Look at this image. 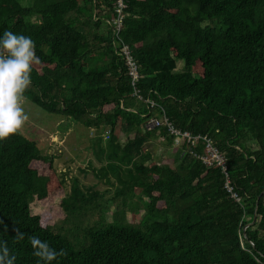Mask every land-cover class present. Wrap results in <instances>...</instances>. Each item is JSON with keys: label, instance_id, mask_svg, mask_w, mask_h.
Here are the masks:
<instances>
[{"label": "trees", "instance_id": "trees-1", "mask_svg": "<svg viewBox=\"0 0 264 264\" xmlns=\"http://www.w3.org/2000/svg\"><path fill=\"white\" fill-rule=\"evenodd\" d=\"M124 1L117 37L115 0H0V34L31 35L40 57L24 98L95 131L91 167L111 187L73 176L66 192L34 140L0 138V240L16 264H37L33 234L65 250L51 264H264V0ZM122 44L155 106L133 94ZM163 112L211 139L241 204L197 157L203 140L146 127ZM154 139L173 156L152 159Z\"/></svg>", "mask_w": 264, "mask_h": 264}, {"label": "rangeland", "instance_id": "rangeland-1", "mask_svg": "<svg viewBox=\"0 0 264 264\" xmlns=\"http://www.w3.org/2000/svg\"><path fill=\"white\" fill-rule=\"evenodd\" d=\"M21 2L29 3L27 0H21ZM43 48L46 52L48 51L47 45H43ZM23 106L29 114V119L19 131L25 137L34 140L42 154L52 157L53 167L63 180L66 192L69 191L73 176L78 177L82 184L95 185L98 189L105 187L111 189L110 185L100 179L94 170L100 165L92 152L95 145L89 139L95 131L85 129L80 123L66 120L61 115L47 112L25 98ZM248 143L250 148H256L254 141ZM145 146L151 152V158L154 160L173 156L172 151L163 144L162 139L149 141ZM89 162L92 164L89 165ZM91 165H95L94 169ZM112 179L114 180L113 177ZM111 210L106 212L108 219H110ZM126 217L129 221L133 219L130 213H127Z\"/></svg>", "mask_w": 264, "mask_h": 264}, {"label": "clouds", "instance_id": "clouds-1", "mask_svg": "<svg viewBox=\"0 0 264 264\" xmlns=\"http://www.w3.org/2000/svg\"><path fill=\"white\" fill-rule=\"evenodd\" d=\"M36 41L31 35L4 29L0 34V138L20 130L29 119L23 106L24 94L32 82L33 64L39 62ZM45 225H41L44 227ZM25 233L17 229L14 239L22 240ZM30 242L38 257L37 264H51L58 256L66 254L48 240L31 235ZM17 256L6 240H0V264H16Z\"/></svg>", "mask_w": 264, "mask_h": 264}, {"label": "built area", "instance_id": "built-area-1", "mask_svg": "<svg viewBox=\"0 0 264 264\" xmlns=\"http://www.w3.org/2000/svg\"><path fill=\"white\" fill-rule=\"evenodd\" d=\"M114 10L115 15L110 20L112 30L114 31V35L118 37L119 31L121 28V21L124 15V9L126 7L124 0H115L114 2ZM120 54L125 61V64L128 68V74L130 75L131 85L133 87V94L137 96L140 100L145 102L148 107H153L156 105L155 101L146 97H142L139 90L136 87V82L138 80L139 74L137 69V62L133 59L132 55L130 54L129 48L126 44H122L120 48ZM161 124H165L168 132L174 136H176L177 144L185 140L191 146H195L196 142L201 139L203 140V152L198 154L197 157L200 158L203 164L206 166H211L213 164L218 165L220 167L221 172L224 174V188L230 194V196L235 199L239 204H241V198L234 190L233 185L231 184L227 172V165H226V158L225 156L219 151V149L213 145L211 139L208 136L200 135V134H191L187 130H179L175 128L166 118L164 112L162 114V119H158L155 116L151 117L148 121H146V127L151 128L154 126H159ZM104 136H107V131L104 132ZM191 153H194L192 149H189Z\"/></svg>", "mask_w": 264, "mask_h": 264}, {"label": "water", "instance_id": "water-1", "mask_svg": "<svg viewBox=\"0 0 264 264\" xmlns=\"http://www.w3.org/2000/svg\"><path fill=\"white\" fill-rule=\"evenodd\" d=\"M256 205H257V200H256V202H255V208H254L253 218H252L251 222L245 224V225L242 227L243 233H244L245 228H246L249 224H253V223L255 222V220H256Z\"/></svg>", "mask_w": 264, "mask_h": 264}, {"label": "crops", "instance_id": "crops-1", "mask_svg": "<svg viewBox=\"0 0 264 264\" xmlns=\"http://www.w3.org/2000/svg\"><path fill=\"white\" fill-rule=\"evenodd\" d=\"M173 141H174V146H178L179 145V143L177 144L176 142L178 141V139L176 140V139H173ZM169 148V150H171L172 149V147L170 148V147H168ZM172 151V150H171ZM173 153V152H172Z\"/></svg>", "mask_w": 264, "mask_h": 264}]
</instances>
